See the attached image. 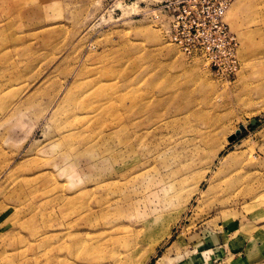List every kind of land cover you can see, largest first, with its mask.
I'll use <instances>...</instances> for the list:
<instances>
[{"label":"rangeland","instance_id":"rangeland-1","mask_svg":"<svg viewBox=\"0 0 264 264\" xmlns=\"http://www.w3.org/2000/svg\"><path fill=\"white\" fill-rule=\"evenodd\" d=\"M178 8L0 0V264H264V2L229 0V78Z\"/></svg>","mask_w":264,"mask_h":264},{"label":"built area","instance_id":"built-area-1","mask_svg":"<svg viewBox=\"0 0 264 264\" xmlns=\"http://www.w3.org/2000/svg\"><path fill=\"white\" fill-rule=\"evenodd\" d=\"M170 39L188 56H198L210 70L234 76L238 47L223 19L229 0H177Z\"/></svg>","mask_w":264,"mask_h":264},{"label":"bare ground","instance_id":"bare-ground-1","mask_svg":"<svg viewBox=\"0 0 264 264\" xmlns=\"http://www.w3.org/2000/svg\"><path fill=\"white\" fill-rule=\"evenodd\" d=\"M262 2H264V0H262ZM140 108H141V107H140ZM229 144H230V143H229ZM103 204H104L103 201H100V200H99V205H98V207H102ZM93 214H94L93 210L90 209V208H87L86 210H83V211L80 212V213H75V216H74V217H78L79 219H83V218L87 219V218H90ZM71 219L73 220V216H72ZM71 219H70V220H71ZM72 220H71L70 222H67L66 224H67L68 226H70L71 223H72ZM76 220H77V219H76ZM68 228H69V227H68ZM79 248H80V247H79ZM86 252H87V253H88V252H89V253H93V249L91 250V248H89ZM115 257H117V256H115Z\"/></svg>","mask_w":264,"mask_h":264},{"label":"crops","instance_id":"crops-1","mask_svg":"<svg viewBox=\"0 0 264 264\" xmlns=\"http://www.w3.org/2000/svg\"><path fill=\"white\" fill-rule=\"evenodd\" d=\"M255 241H256V242L253 243V245H256L257 248H260V255H259V257H257V258H258L259 260H260V259L262 260V258H264V254H263V251H264V234L261 235V237H260L259 239L256 238ZM248 246L251 247V243H250ZM253 247H254V246H253ZM235 254H236V252H235ZM248 256H249V254H245V255L243 256V258H241L240 262H242L243 264H245V263L248 264V262H247Z\"/></svg>","mask_w":264,"mask_h":264},{"label":"water","instance_id":"water-1","mask_svg":"<svg viewBox=\"0 0 264 264\" xmlns=\"http://www.w3.org/2000/svg\"><path fill=\"white\" fill-rule=\"evenodd\" d=\"M255 123H256L255 120H252V121H251V125H252V126H254ZM244 131H245V128H244L243 126H239L238 130H236L234 134H232L231 136H229V137L227 138V141H228L229 143L234 142V141L237 139V136H238L240 133L244 132Z\"/></svg>","mask_w":264,"mask_h":264}]
</instances>
